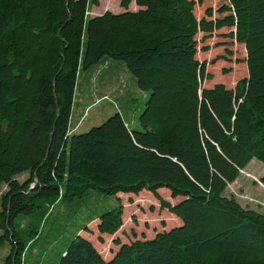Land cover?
Listing matches in <instances>:
<instances>
[{"label":"trees","instance_id":"trees-1","mask_svg":"<svg viewBox=\"0 0 264 264\" xmlns=\"http://www.w3.org/2000/svg\"><path fill=\"white\" fill-rule=\"evenodd\" d=\"M132 2L91 17L100 0H0L3 264H26L39 235L29 223L27 240L18 218L47 220L56 204L90 191L119 205L92 211L48 264H264V214L228 194L252 161L264 165V0H229L225 16L212 19L210 10V20L196 16L201 0H135L136 11ZM224 28L246 48L248 77L234 89L206 88L213 76L198 59L197 37ZM122 73L134 93L120 105L145 99L138 127L118 105L99 126L73 130L74 114L90 107L87 91ZM144 191L180 225L153 239L116 238L120 249L106 260L84 233L98 221L101 236H115L124 225L120 195Z\"/></svg>","mask_w":264,"mask_h":264},{"label":"rangeland","instance_id":"rangeland-1","mask_svg":"<svg viewBox=\"0 0 264 264\" xmlns=\"http://www.w3.org/2000/svg\"><path fill=\"white\" fill-rule=\"evenodd\" d=\"M197 2L200 0H196ZM202 4L196 7V16L199 19L211 17L208 15L210 10L214 15L212 19L223 18L225 14L221 9L229 5V0H201ZM100 7L92 9L90 16L96 17L107 11L112 13L123 12L121 0H100ZM135 6V5H134ZM232 29L224 28L211 35L200 34L198 59L208 63L207 71L212 74L213 80L206 81L204 86L212 88L217 84H223L228 89H234L237 82L248 77L247 51L244 45L238 44L235 40L228 37ZM205 49H207L205 51ZM130 75V74H129ZM122 73L117 80L106 77L102 81L95 82L93 88L89 89L82 100L83 106L90 104L83 117H79V112L74 114L72 128L81 132H87L95 126L105 122L111 115L116 113L120 104L127 100V95L134 93L131 88L130 76ZM132 77V76H131ZM133 79V78H132ZM93 96V97H92ZM136 103L132 105L123 104L121 107L127 120L128 115L133 114L132 120L136 121L140 112L145 106V99L142 94H136ZM125 99V100H124ZM119 105V106H118ZM131 121V120H130ZM264 176V165L256 160L241 173L239 179L228 189V194L234 196L244 207H250L264 214V185L261 178ZM29 175L19 176V180L24 182ZM6 188L0 192V208L2 194ZM160 195L170 201L173 200L171 193L167 190L160 191ZM121 201L125 206L124 225L115 236H101L98 232L97 222H93L89 229L90 233H84L93 242L97 250L106 259L108 256H115L120 246L114 245V240L119 238L123 244L131 243L137 239H153L159 232L171 230L178 225L175 223L177 218L168 210H161L160 202L151 192L144 191L139 195L124 194L120 195ZM78 203L70 205L56 204L46 215L47 220L41 216L20 217L15 222V229L27 237V225L34 224L39 231L35 244L27 251L26 264H32L36 259L41 264H48L52 257L53 250L66 248L74 237L77 227L84 223V219L92 211H108L119 205L117 197L107 196L95 191H90ZM31 223V224H29ZM136 232V237L132 232ZM3 231L0 230V236ZM103 240V242H100ZM30 241V240H29ZM10 245H0V264H3L5 257L9 254ZM38 252H41L38 255Z\"/></svg>","mask_w":264,"mask_h":264},{"label":"crops","instance_id":"crops-1","mask_svg":"<svg viewBox=\"0 0 264 264\" xmlns=\"http://www.w3.org/2000/svg\"><path fill=\"white\" fill-rule=\"evenodd\" d=\"M135 5V6H134ZM130 9H131V11H136V10H138V7H137V5L135 4V0H133V2H132V4L130 5ZM176 219V221H175V223H178V225H180V220H177V218H175ZM97 222V224H99L98 223V221H96ZM90 227V226H89ZM91 230V229H90ZM83 235V234H82ZM84 236V235H83ZM156 236V235H155ZM84 237H86L87 239H89L87 236H84ZM91 241V240H90ZM93 243V242H92ZM109 258H113L114 256H111V255H109L108 256Z\"/></svg>","mask_w":264,"mask_h":264},{"label":"water","instance_id":"water-1","mask_svg":"<svg viewBox=\"0 0 264 264\" xmlns=\"http://www.w3.org/2000/svg\"><path fill=\"white\" fill-rule=\"evenodd\" d=\"M108 12V11H107Z\"/></svg>","mask_w":264,"mask_h":264}]
</instances>
